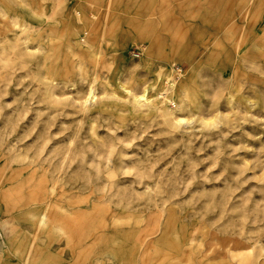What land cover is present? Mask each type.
Returning a JSON list of instances; mask_svg holds the SVG:
<instances>
[{
	"label": "rangeland",
	"instance_id": "374dc122",
	"mask_svg": "<svg viewBox=\"0 0 264 264\" xmlns=\"http://www.w3.org/2000/svg\"><path fill=\"white\" fill-rule=\"evenodd\" d=\"M141 46L155 67L138 73L139 85L155 84L165 69L149 101L161 106L156 98L173 72L183 75L169 99L179 105L181 85L194 92L183 109L163 106L174 123L198 121L191 132H173L156 111H132L119 72L149 62ZM113 62L111 75L97 68ZM81 66L88 84L47 95L43 81H76ZM262 73L264 0H0V191L20 190L12 218L48 212L50 227L69 236L47 248L37 242L33 264H264ZM96 75V98L119 99L88 117L62 106L72 96L64 103L79 107ZM217 121L218 130L207 128ZM35 171L55 184L42 204L27 202ZM109 171L117 179L105 191ZM1 205L3 222L9 209ZM19 227L31 248L35 229ZM5 264L22 262L6 256Z\"/></svg>",
	"mask_w": 264,
	"mask_h": 264
},
{
	"label": "clouds",
	"instance_id": "9594fccd",
	"mask_svg": "<svg viewBox=\"0 0 264 264\" xmlns=\"http://www.w3.org/2000/svg\"><path fill=\"white\" fill-rule=\"evenodd\" d=\"M113 0H109V3H112ZM94 3H99V0H94ZM79 15V14H78ZM96 17H92V20L95 21ZM87 21L85 19H81V23H86ZM88 33H86V36ZM105 36H108V31L106 30ZM107 42V40L105 41ZM111 46H114L111 45ZM141 51L143 53L148 54L149 56V62L144 63H136L134 64L130 69H125L124 71L119 72V77L124 81L121 84V87L124 88L126 91H128L129 97H133L135 90H138L139 83H138V73H144L146 71L152 70L155 65L151 63V60L153 59L154 53L150 48H143L141 46ZM103 55V53H102ZM132 55L135 57L137 54L135 52L132 53ZM159 59H163V56L158 57ZM97 68L100 69L101 72L105 73L106 75H111L112 72L115 70L116 65L115 63H106L101 65L100 63H97ZM77 71L80 72V75L76 81L69 80L66 83L62 85H57L54 80H47L43 81L42 83L45 84V88L47 90V95H52V90L55 88H62V89H69V90H75L79 85L88 84L87 79V72L83 69L81 66ZM264 74V73H262ZM165 75V69L160 68L158 72H156V76L158 79L155 81V84H148L144 89V96L138 97L136 100V103L132 105V111L137 115H143L147 116L148 112L150 111H156L160 114V116L164 119V123L168 125L173 132L180 131L182 129L187 130L191 132L194 128V126L198 123L196 120H177L174 124L170 123V118L172 115L171 110L167 111V113L161 112V108L164 105L170 104L172 106V109L174 110H180L185 107V105H191L193 103V100L195 99V94L193 91L189 89H185L183 91V94L180 97V103L177 105V103L169 99L168 97L172 96L174 94L175 86L179 82L180 78L182 77V73L180 72H173L171 75L168 76L167 84L164 87L163 91L160 92L159 96H157V100L161 101V106L157 107L152 101H145V97L148 94L149 89L151 91H156V86H158L161 82V79ZM175 77V79L173 78ZM101 82L100 75H96V77L92 80L90 91L87 99H84L80 101L79 107H77V104L74 103H64V101H72V96H65L63 98V101H60L62 106L64 107H70V108H77L78 112L82 114L84 117H88L90 112L98 106L99 103L109 100V99H119L118 97H109L107 94L104 96L96 98V91H97V84ZM104 83H107L106 79L104 80ZM7 95V93H5ZM143 101V102H142ZM8 107H11L9 105ZM3 109L0 108V114H2ZM43 115V113H41ZM96 121L99 122L101 120V116L97 115L95 117ZM105 124L109 123V121H104ZM81 128L84 125V120L80 121ZM220 127V122L217 121L215 123L209 124L207 128L209 130L215 129L218 130ZM147 134V131L145 132V135ZM115 135V133H113ZM143 139V136L135 137L132 141L128 142L124 146L126 148L131 149L135 143L136 140ZM123 143V142H122ZM88 151H91V149H88ZM116 148L113 147L111 152L109 153L108 160L109 165H111V158L113 154H115ZM23 159H27L24 157ZM83 159V157H81ZM15 162V161H14ZM93 168H96V179H99L100 170L96 165H92ZM132 171L125 172L123 175H132ZM117 179V173L113 171H109L108 173V181L109 184L106 186L105 191H111L112 187V181H115ZM143 179V177H141ZM91 182V179H89V183ZM191 184V181L189 182V185ZM54 194V193H53ZM157 195H162V192L157 189L156 192ZM15 206H12L9 208V220H5L0 224V264H5L6 256H11L19 259L22 264H33V257H35L37 252V242H39L40 246L47 248L51 244H59L62 243L64 239H69L68 233L65 229L61 227L51 228V221L49 219V213L45 212L43 215H40L35 209L29 208L27 211L21 210L20 215L18 218H12L11 212L15 211ZM31 223L32 227L36 231V236L32 238V247L28 248L27 241L29 238L30 233L27 231H24L20 229L19 223ZM247 222V220H245ZM219 223V222H217ZM215 227V225H214ZM28 253V258H25V252ZM41 264H46V262H41Z\"/></svg>",
	"mask_w": 264,
	"mask_h": 264
},
{
	"label": "bare ground",
	"instance_id": "6f19581e",
	"mask_svg": "<svg viewBox=\"0 0 264 264\" xmlns=\"http://www.w3.org/2000/svg\"><path fill=\"white\" fill-rule=\"evenodd\" d=\"M181 88H182V90L184 91L185 89H186V87L184 86V85H181ZM144 87H143V83H141L140 85H139V88H138V90H135V93H134V96L133 97H130V99H129V101L131 102V104L133 105L134 103H136V100H137V98L138 97H141V96H144ZM125 90V89H124ZM127 93H128V91H126ZM85 99H87V98H85ZM145 101H149L148 100V98H147V96L145 97ZM143 102V101H142ZM162 109V111L164 112V113H167V109L166 108H164V107H162L161 108ZM201 119H203V117L201 116ZM173 120H174V118L172 117V115H171V118H170V123H173L174 124V122H173ZM182 120V119H181ZM169 127V126H168ZM66 155H68V152H67V154ZM83 164L84 163H80L79 164V166L80 167H82L83 166ZM43 165V163L42 162H39L38 164H37V166L40 168L41 166ZM106 168H107V166H106ZM108 168H112V167H110V166H108ZM43 173L44 174H39V173H37L36 171L35 172H32L30 175H29V179L30 180H32V178L34 177V175H36L37 176V179H36V181H37V184H36V189H35V192L33 193V195H31L30 197H28V199H27V202H30L31 200H34V201H36V202H40V204H42V203H45L46 202V200L47 199H49V198H51L52 196H54L53 195V193H54V190H55V184H53L54 183V181H53V183H50L51 182V180L48 178V176L45 174V172L43 171ZM2 173H0V182H1V180H2ZM19 193H20V190H19V188H13V189H11V191H10V189H7V190H3V191H0V203H2V207L6 210V209H9L10 208V205H11V198H15L16 196L19 198ZM20 200V199H19ZM19 201H15L14 203H13V205H11V207L12 206H17V205H19V204H16V203H18ZM26 202V203H27ZM17 209V208H16ZM8 211V210H7ZM0 224H2V222H0ZM184 264H190V262L188 261V260H186L185 262H184Z\"/></svg>",
	"mask_w": 264,
	"mask_h": 264
}]
</instances>
